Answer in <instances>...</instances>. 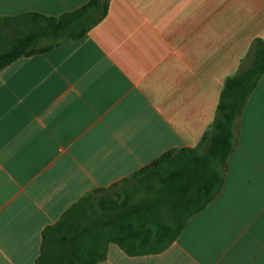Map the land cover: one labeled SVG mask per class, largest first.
Segmentation results:
<instances>
[{"label": "crops", "instance_id": "1", "mask_svg": "<svg viewBox=\"0 0 264 264\" xmlns=\"http://www.w3.org/2000/svg\"><path fill=\"white\" fill-rule=\"evenodd\" d=\"M89 1L0 0V16ZM256 38L264 0H110L84 37L1 69L0 264H37L80 198L199 147ZM237 128L221 193L176 242L141 256L111 243L97 264H264V74Z\"/></svg>", "mask_w": 264, "mask_h": 264}, {"label": "trees", "instance_id": "2", "mask_svg": "<svg viewBox=\"0 0 264 264\" xmlns=\"http://www.w3.org/2000/svg\"><path fill=\"white\" fill-rule=\"evenodd\" d=\"M109 3L90 0L60 16H0L4 30L30 26L1 37L0 70L23 56L84 37L106 17ZM42 39L53 43L39 47ZM263 74L264 39L256 38L238 72L226 80L215 121L199 147L169 150L120 182L80 198L45 228L37 264H97L111 243L129 256L168 249L189 219L221 193L237 127Z\"/></svg>", "mask_w": 264, "mask_h": 264}, {"label": "rangeland", "instance_id": "3", "mask_svg": "<svg viewBox=\"0 0 264 264\" xmlns=\"http://www.w3.org/2000/svg\"><path fill=\"white\" fill-rule=\"evenodd\" d=\"M30 26H22V25H19V26H15L11 31H8V30H4L2 28V26H0V39L3 35H9V33H19V32H23L24 29H29ZM10 38L13 37L14 35L13 34H10ZM53 41L49 40V39H42L40 42H39V47H43V46H46V45H49V44H52Z\"/></svg>", "mask_w": 264, "mask_h": 264}]
</instances>
